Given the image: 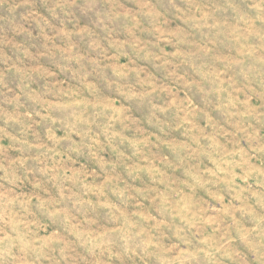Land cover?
I'll return each instance as SVG.
<instances>
[{"label": "clouds", "instance_id": "obj_1", "mask_svg": "<svg viewBox=\"0 0 264 264\" xmlns=\"http://www.w3.org/2000/svg\"><path fill=\"white\" fill-rule=\"evenodd\" d=\"M0 6V264H264V0Z\"/></svg>", "mask_w": 264, "mask_h": 264}, {"label": "rangeland", "instance_id": "obj_2", "mask_svg": "<svg viewBox=\"0 0 264 264\" xmlns=\"http://www.w3.org/2000/svg\"><path fill=\"white\" fill-rule=\"evenodd\" d=\"M39 2V0H38ZM20 11H23L21 9ZM8 10L6 6H0V37L4 36L5 34H8ZM81 22H89V18H81ZM34 30V29H33ZM35 31V30H34ZM17 39H22L21 37H17ZM26 43L35 45L34 48H32V51L35 52L39 49L40 44L42 43L40 40H33V41H27ZM161 78H163V73H158ZM135 114H141V112H136Z\"/></svg>", "mask_w": 264, "mask_h": 264}]
</instances>
